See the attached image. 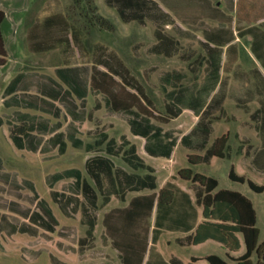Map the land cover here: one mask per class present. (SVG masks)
Segmentation results:
<instances>
[{"label": "rangeland", "instance_id": "374dc122", "mask_svg": "<svg viewBox=\"0 0 264 264\" xmlns=\"http://www.w3.org/2000/svg\"><path fill=\"white\" fill-rule=\"evenodd\" d=\"M10 1L17 8L23 5V11L9 16L18 20L17 26L11 27L9 21L4 26L10 63L18 62L8 82L19 74L18 69L25 68L29 75L18 87L29 88V93L17 91L8 96L4 94L3 99L0 95V264H120L117 250L107 240H102L101 217L109 207L125 202L113 198L102 205L99 190L85 167L89 156L105 152L75 147L66 135L72 131L87 142L93 141L97 131L105 130L117 138L122 133L128 134L126 119L103 107L99 94L87 91L84 98L77 97L71 90L70 78L73 73L74 77L81 75L88 82L96 71L92 65L109 68L112 61H126L154 98L157 114L163 113L157 75L168 62L146 51L155 41L153 25L118 21L115 8L105 0H57V5L52 7L65 10L69 22L61 30V38L50 48L33 54L26 47L25 29L36 13L43 14L45 0ZM154 1L166 8V0ZM2 2L5 0H0V6L8 9ZM96 16L106 18L113 29L101 28L95 21ZM74 24L83 30L80 38L86 49L84 55L72 36ZM98 43L99 50L96 49ZM134 44L140 47L133 50ZM151 65L158 68L146 81L143 70ZM97 103H100L98 108ZM177 124L175 121L163 125L174 127ZM133 141L145 156L142 140L134 138ZM175 151L179 153L180 150ZM175 156L176 159L168 161L162 157L145 158L156 168L158 186L185 165L183 151ZM112 159L116 165L131 169L121 158ZM196 169L214 175L219 187L239 190L250 198L256 211L258 242H261L264 239V191L256 193L246 183L231 181L227 176L226 160ZM74 170L78 171V176ZM240 171H246L248 177L264 185V172ZM82 178L98 193L97 225L90 240L85 238L87 225L83 222L82 207L86 199ZM176 235L166 232L160 237L159 250L164 256L174 253L187 259L190 255L222 254L214 243L179 246L175 242Z\"/></svg>", "mask_w": 264, "mask_h": 264}, {"label": "crops", "instance_id": "0c3cea01", "mask_svg": "<svg viewBox=\"0 0 264 264\" xmlns=\"http://www.w3.org/2000/svg\"><path fill=\"white\" fill-rule=\"evenodd\" d=\"M2 3L7 5L10 11L4 6H0V10L4 13L0 31L7 53L6 62L0 66V88H2L0 95L8 96L17 91L28 94L29 88L18 87L19 82L24 81L25 77L27 78L29 75L25 68L18 69L20 70L19 74L14 76L10 83L8 82L9 75L13 72V68L17 67L16 63L18 62L10 63L9 42L4 33L6 21H9L11 27L18 25V20L11 19L9 16L12 13L19 14L23 11V5L17 8L9 0ZM105 3L107 4L106 0ZM45 4L43 14L36 13L25 29L26 47L33 54L35 52L30 50L28 43V29L34 25L35 21L50 17L58 12L56 7H52L57 5V0H45ZM159 7V14L146 17L142 25H146L148 22L153 25L155 41L146 51L168 62L166 68L157 75L158 86L162 91L163 113L157 114L154 98L147 92L144 84L132 72L126 61H112L109 68L100 64H98L99 67H95L91 64L96 71L88 82H85L81 75L74 77L72 73L71 90L79 98H84L87 91L99 94L103 107L123 115L126 119L128 134L122 133L115 138L110 136L107 131L99 130L95 133L93 141L101 131L107 132L109 138H114L117 143H120L124 136L128 141L125 148L134 145L137 154L154 169L153 174L156 176L157 184L155 191H158L167 180H172L189 193L192 201H195L197 189L195 184L178 178L176 173L158 186L156 168L147 163L145 158H149L148 156L162 157L168 161L173 160L174 157L176 159L175 154L183 151L185 165L181 168L191 167L194 172L212 177L214 175L197 171L196 168L210 165L218 160H226L228 162L227 176L230 169L246 177H248L246 171L240 170L264 172V0H170L166 3V8ZM170 9L175 13H170ZM60 11L65 12L63 9ZM116 14L117 20L122 23H138L137 20L124 22L117 11ZM157 32L161 36L160 40L157 38ZM81 33L80 36H82ZM139 47L140 44H134L132 49L137 50ZM99 48L98 43L96 49L99 50ZM85 52L86 49L82 51V55ZM171 62L174 64L170 65ZM157 68L156 65L145 68L143 70L144 79L146 81L150 79ZM99 106L100 103H97L96 107ZM135 117L149 118L153 124L160 127L161 133L164 134V140L174 141L168 157L153 155L146 151V137L134 134L130 129L129 120ZM175 121L178 122L177 126L163 125ZM73 134L76 136L75 132L67 133L68 140L72 141L71 135ZM222 136L226 138L222 157L212 156L207 162H200L196 165L188 163L189 155H204L214 140ZM134 138L142 140L141 148L145 156L140 153L137 143L133 141ZM104 147L105 145L101 146L102 149ZM177 149L180 150L179 153L175 151ZM112 157L122 159L121 156H111V159ZM126 164L130 167L128 163ZM122 168L128 172L140 174L147 172L146 169L130 167L131 169L128 170ZM139 170L145 172L142 173ZM217 188L226 187H219L218 183ZM150 191L143 190L142 192ZM129 193L132 194L128 197ZM137 193L127 192L123 200L119 199L125 203L115 206L126 205L129 199ZM113 198L117 197L113 196L111 200ZM115 206L109 207L103 213ZM197 209L199 212L201 211L200 206H197ZM154 216L155 207L151 218L152 226ZM166 232L177 234L175 242L179 246H197L182 245L178 242V238L185 236L187 232L162 229L160 237ZM239 239L241 246L238 253H242L245 247L240 235ZM159 240L156 243L160 254L159 264H186L192 256L200 258L197 264H207L202 258L211 254L190 255L187 259L174 253L164 256L159 250ZM206 243L218 245L222 254H215L227 259L226 251L220 243L210 239L198 245ZM147 257L148 254L145 256L144 262Z\"/></svg>", "mask_w": 264, "mask_h": 264}, {"label": "trees", "instance_id": "16d2710c", "mask_svg": "<svg viewBox=\"0 0 264 264\" xmlns=\"http://www.w3.org/2000/svg\"><path fill=\"white\" fill-rule=\"evenodd\" d=\"M168 1L170 0H166V3ZM106 2L116 9L124 22L137 20L142 23L146 17L160 12V7L154 0H106ZM87 5H90L89 1ZM3 19L4 13L0 10V25ZM69 19L67 13L58 11L50 17L35 21L28 29L30 50L40 53L50 48L63 35H60L61 30L66 28ZM95 21L105 30L113 29V25L102 16H96ZM74 28L72 36L79 44V49L83 51L85 46L80 38L81 31L75 24ZM156 34L160 40L159 32ZM65 39L68 41V37ZM6 56L0 31V66L6 62ZM129 125L132 133L146 137V151L153 155L169 156L174 141L164 140L160 127L153 124L149 118H132ZM71 140L75 147L105 152L91 155L85 161L86 171L99 190L102 205L107 204L113 196L123 200L127 192H138L126 205L112 207L104 212L101 218L102 240H107L117 250L121 264H159L160 254L156 243L162 229L187 232L185 236L178 238L182 245H198L210 239L220 243L226 251L227 259L211 253L202 258L207 264H264V240L258 243L256 211L251 200L241 192L217 188L216 178L194 172L191 167L179 169L177 177L197 186L195 201H192L189 193L172 180H167L158 191H155L157 184L154 169L137 154L134 145L125 148L128 141L124 136L121 142L117 143L114 138H109L107 132L101 131L91 142H84L74 134L71 135ZM225 144V136L216 138L204 155H189L188 163L196 165L207 162L212 156L222 157ZM102 145H105L104 149L101 148ZM111 156H121L133 169H146L147 172L144 174L128 172L115 165ZM74 172L78 176V171ZM228 177L246 183L256 193L264 191L263 184L237 174L233 169H230ZM81 186L86 199L82 207L85 217L83 222L87 225L85 238L90 240L97 225L98 193L86 179H81ZM143 190L151 191L142 192ZM197 206L201 207L200 212ZM239 235L245 247L242 253H238L241 246ZM147 254V260L144 262ZM199 259L192 256L186 264H197Z\"/></svg>", "mask_w": 264, "mask_h": 264}]
</instances>
